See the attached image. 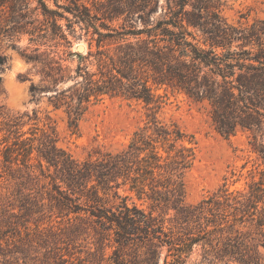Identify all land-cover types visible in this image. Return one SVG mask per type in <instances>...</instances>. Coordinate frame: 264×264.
<instances>
[{"label": "trees", "instance_id": "16d2710c", "mask_svg": "<svg viewBox=\"0 0 264 264\" xmlns=\"http://www.w3.org/2000/svg\"><path fill=\"white\" fill-rule=\"evenodd\" d=\"M35 1L32 35L38 31V37L58 38L70 47L77 24L89 36L86 54L68 53L79 58L74 74L56 68V81L77 78L71 94L61 92L54 102L57 109L65 107L70 126L77 127L89 104L104 96L143 100L154 111L125 148L84 160L44 134L36 168L28 161L37 138H23L22 118L14 119L15 140L3 151L0 177L16 182V216L47 218L53 235L93 228L101 248H112V264H189L197 245L218 263L263 264L264 177L243 190L221 187L186 205L183 176L193 147L185 145L186 134L177 125L163 123L154 112L161 108L159 90L184 93L207 105L220 134L248 132L264 159V19L228 23L218 0H107L100 12L77 2L64 7L76 19L65 17V29L62 12L47 0ZM172 211L169 221L175 225L169 226ZM19 225L26 223L14 228L20 234Z\"/></svg>", "mask_w": 264, "mask_h": 264}, {"label": "rangeland", "instance_id": "374dc122", "mask_svg": "<svg viewBox=\"0 0 264 264\" xmlns=\"http://www.w3.org/2000/svg\"><path fill=\"white\" fill-rule=\"evenodd\" d=\"M55 1L47 0V3L64 14L60 23L65 29L66 18L76 19L64 7L77 2L93 12H100L107 4V0H57L62 6L58 7ZM218 1L221 15L228 23L264 19V0ZM37 5L35 0L17 3L5 0L0 5V57H6L5 62H0V166L5 147L12 146L15 140L10 130L16 128L12 124L17 117L22 118L23 138H37L28 161L35 168L39 138L44 134L77 160L122 150L135 132L151 120L152 105L143 100L104 96L89 104L77 127L70 126L65 107L57 109L54 102L62 97L61 92L65 96L71 94L69 89L77 78L56 81L59 76L56 68L67 67L66 75L74 74L79 58L68 53H80L77 48L82 44L85 51L81 53L86 54L89 36L77 24L76 33L69 36L70 47L58 38H40L38 31L32 35L30 31L34 25L29 16ZM20 12L25 16L21 17ZM38 19L43 21L44 16L40 14ZM37 25L46 27L40 22ZM52 69L54 79L48 76ZM32 86L35 90H31ZM158 93L162 96L161 108L154 115L167 125H177L186 134L185 145L194 150V159L183 176L186 205L198 204L221 187L243 190L251 181L264 177V159L254 150L248 132L239 131L226 137L212 125L204 103L172 89H161ZM23 191L28 192L27 189ZM16 193V182L7 175L0 177V264H112V248H101L93 228H85L70 237L68 234L53 235L47 218L16 216L20 214ZM130 195L138 204L150 207L149 201L139 200L135 193ZM172 214L173 211L167 216L169 226L175 225L169 221ZM19 222L26 223V227L19 225L20 234L14 230ZM204 251L201 245L195 246L189 264H224L212 261ZM259 253L264 264L263 246H259Z\"/></svg>", "mask_w": 264, "mask_h": 264}, {"label": "water", "instance_id": "95a60500", "mask_svg": "<svg viewBox=\"0 0 264 264\" xmlns=\"http://www.w3.org/2000/svg\"><path fill=\"white\" fill-rule=\"evenodd\" d=\"M77 49H78V51H79L80 53L85 51L84 45H82V44L79 45Z\"/></svg>", "mask_w": 264, "mask_h": 264}]
</instances>
